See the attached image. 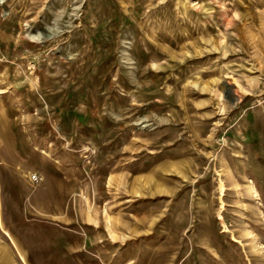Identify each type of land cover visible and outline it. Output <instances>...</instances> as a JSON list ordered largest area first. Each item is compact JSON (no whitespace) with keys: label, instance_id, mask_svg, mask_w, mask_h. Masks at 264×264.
I'll return each mask as SVG.
<instances>
[{"label":"rangeland","instance_id":"1","mask_svg":"<svg viewBox=\"0 0 264 264\" xmlns=\"http://www.w3.org/2000/svg\"><path fill=\"white\" fill-rule=\"evenodd\" d=\"M0 221L74 249L30 264H264V0H0Z\"/></svg>","mask_w":264,"mask_h":264},{"label":"crops","instance_id":"2","mask_svg":"<svg viewBox=\"0 0 264 264\" xmlns=\"http://www.w3.org/2000/svg\"><path fill=\"white\" fill-rule=\"evenodd\" d=\"M16 222L20 223L19 220H16ZM1 227L2 223L0 221V264H23L19 258L17 260L18 262L13 260L12 250H15V252L16 250H20L28 264L30 263L27 259H30V257L25 256L24 250H55L56 248H58V250H74L72 247L70 248L68 246V243L67 245H60L59 243L53 242L52 234L50 236L49 231L40 232L38 239L35 237L31 239L27 237L29 234L27 230L24 229V226H20L19 224L12 226L6 230L8 234H6L3 231L4 228ZM45 228H47V226H45ZM33 255H35V253H33ZM46 259L47 258L41 253L39 261L44 262ZM50 264H52V262Z\"/></svg>","mask_w":264,"mask_h":264},{"label":"built area","instance_id":"3","mask_svg":"<svg viewBox=\"0 0 264 264\" xmlns=\"http://www.w3.org/2000/svg\"><path fill=\"white\" fill-rule=\"evenodd\" d=\"M32 179L36 181L37 180V176L36 175H33L32 176Z\"/></svg>","mask_w":264,"mask_h":264},{"label":"bare ground","instance_id":"4","mask_svg":"<svg viewBox=\"0 0 264 264\" xmlns=\"http://www.w3.org/2000/svg\"><path fill=\"white\" fill-rule=\"evenodd\" d=\"M137 115V114H136ZM134 116V115H133ZM126 117V116H125ZM158 122V121H157ZM147 125V124H146Z\"/></svg>","mask_w":264,"mask_h":264}]
</instances>
